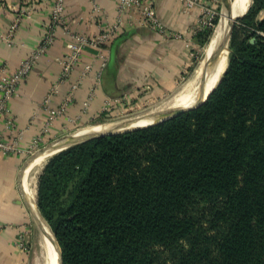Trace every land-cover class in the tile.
Instances as JSON below:
<instances>
[{
	"label": "trees",
	"instance_id": "obj_1",
	"mask_svg": "<svg viewBox=\"0 0 264 264\" xmlns=\"http://www.w3.org/2000/svg\"><path fill=\"white\" fill-rule=\"evenodd\" d=\"M251 2L200 106L45 162L35 205L61 264H264V0Z\"/></svg>",
	"mask_w": 264,
	"mask_h": 264
},
{
	"label": "crops",
	"instance_id": "obj_2",
	"mask_svg": "<svg viewBox=\"0 0 264 264\" xmlns=\"http://www.w3.org/2000/svg\"><path fill=\"white\" fill-rule=\"evenodd\" d=\"M116 2L64 0L65 24L72 32L93 37L99 33L101 25L114 22ZM51 3L52 0H0V65H5L8 71L14 70L40 41ZM92 6L98 11L93 12ZM151 6L169 37L135 25L136 15L132 14L123 18L117 35L103 47L106 62L101 70H98V60L92 62L94 52L83 50L79 62L67 80L58 86L47 107L56 109L67 96L69 86L77 81L80 84L72 93L64 113L42 136L39 149L91 126L88 124L100 117L101 106L107 99L159 97L175 92L185 78L196 48L197 34L202 31H196L199 8L185 11L179 0H153ZM25 10L28 12L21 14ZM15 22L12 45L7 46L1 38ZM172 34L179 37L173 38ZM67 41V36L57 29L52 45L19 82L16 97L8 102L12 119L10 130H5L4 122L0 120L3 141L20 134L18 145L24 150L39 133L47 117L41 104L51 86L58 81L60 67L55 59L63 54ZM88 64L91 71L81 77L83 67ZM98 72L96 82L94 77ZM92 89L93 98L84 108L83 103ZM29 160L30 156L16 152L0 156V264H48V253L40 252L41 241L37 234L41 236L35 221L34 178L31 180L32 193L26 186V178L35 175L32 167L37 165ZM19 235L24 241L23 248L16 246Z\"/></svg>",
	"mask_w": 264,
	"mask_h": 264
},
{
	"label": "built area",
	"instance_id": "obj_3",
	"mask_svg": "<svg viewBox=\"0 0 264 264\" xmlns=\"http://www.w3.org/2000/svg\"><path fill=\"white\" fill-rule=\"evenodd\" d=\"M152 1L153 0H117L114 22L112 24L105 23L101 25L99 33L89 38L81 33L72 32L67 28L63 15L64 0H52L48 20L43 26V33L36 47L19 62L14 70L8 71L5 65H0V120L4 122V129L10 130L12 119L10 117L8 108L9 100L16 97V90L19 82L29 73L35 62L42 55H44L48 48L52 45L55 31L57 29L62 30V32L67 36L68 41L64 46L63 54L55 59L56 63L60 67L58 81L56 84L51 86L41 104L42 108H44L47 112V117L45 119L44 125L40 129L37 136H35V138L31 141L27 149L23 150L18 145L21 139L20 134L8 139V141H3L0 138V156L6 157L15 152L31 156L33 153L39 150L42 136L48 132L51 124L64 113L65 108L72 97V93L77 89L80 81H77L69 86V92L67 96L56 109H49L47 107L50 98L56 94L58 86L67 80L70 73L79 62L83 50L87 49L94 52V60L92 62L95 60L99 61L98 70H101L105 66L106 59L102 55L103 47H105V45L117 35L119 28L123 23V18L135 14L136 19L133 22L135 25L147 28L162 37H169L168 32H166L164 26L154 14L151 6ZM179 1L183 4L185 11H189L195 7L199 8L200 14L196 19V31L203 30V28L210 25L214 16L213 9L218 0ZM92 11L97 12L98 8L96 6H92ZM27 12L28 11L25 10V12L21 14ZM16 20L18 21L19 19L17 18ZM197 26L199 29H197ZM15 28L16 22L12 24L7 34L1 38L7 46L12 45V35ZM171 37L178 38L179 36L172 34ZM90 71V64L84 66L81 72V77L85 76ZM98 75L99 72L94 77L96 82ZM93 95L92 89L87 94L86 100L83 103L84 108H87L89 102L93 98ZM122 100L123 98L105 100L101 106V115H105L109 108L121 103ZM16 246L19 248L24 247V241L21 235H19L17 238Z\"/></svg>",
	"mask_w": 264,
	"mask_h": 264
},
{
	"label": "rangeland",
	"instance_id": "obj_4",
	"mask_svg": "<svg viewBox=\"0 0 264 264\" xmlns=\"http://www.w3.org/2000/svg\"><path fill=\"white\" fill-rule=\"evenodd\" d=\"M239 1L240 0H231L229 9L236 8ZM251 3L252 2H250V4L248 3L249 7H251ZM248 4L244 6L241 10H239L238 13H240L245 7L247 8ZM246 8L239 15L237 13L235 18L241 16L246 10ZM220 9H221V0H218L217 4L215 5L213 9V13H214L213 15L217 16L218 18L217 23L216 25H212V21H211L209 26L203 28L202 33H201L202 35L204 34L203 37H201V39L199 38L196 39V42H195L196 48L192 53L189 69H187V73L185 75L184 80H182V82L177 86L175 92L171 94L159 96V97L154 96V95L153 96L146 95V96H138L133 99H129V98L123 99L121 103H118L114 105L113 107L109 108V110L107 111L105 115H100V117L97 120H95V122H90L88 125H91V126H88L86 129L92 128V127L96 128V127H99L102 125H108V124L132 123L133 120L158 116L157 114H161V113L164 114L165 112L169 110L176 109L178 107L184 106L185 104L189 103V101L194 97V95L198 94L202 86H204L205 84V76H204V79L200 78V74H201L200 70H201L204 56L205 57L208 56L207 50L209 46L207 45H209L211 41L213 40L214 35L217 30V26L221 19V15L223 13L222 11H220ZM258 16H260V14ZM239 19H236L232 23V27L229 31L228 44H227L228 53H229L232 32L233 30H236L237 28H239L241 25L238 22ZM128 127H132V126H128ZM86 129H83V130H86ZM83 130L79 132H82ZM76 134L72 136H75ZM48 159H45L41 161L40 163H38L41 166H38L37 164L36 166L32 167V168H35V171H36L33 173L35 175H33L32 177L35 180V189H36V178L38 174L40 173L43 165ZM37 234H38L39 241H41L40 242L41 244L40 252L43 253V250H45L46 253H48L49 251L50 257L53 258L52 245L50 241L48 240L47 236L44 234L43 231H41V236H40V233H37Z\"/></svg>",
	"mask_w": 264,
	"mask_h": 264
},
{
	"label": "bare ground",
	"instance_id": "obj_5",
	"mask_svg": "<svg viewBox=\"0 0 264 264\" xmlns=\"http://www.w3.org/2000/svg\"><path fill=\"white\" fill-rule=\"evenodd\" d=\"M249 3V0H240L237 7L234 9H229L228 12L222 13L221 19L219 21V24L217 26L216 33L214 35L213 40L209 44L208 50H207V55L209 57V65L207 67L206 73H205V84L202 86L200 92L198 94H195L194 97L189 101V103L185 104L184 106L178 107V108H185L189 107L195 102H197L204 94L208 93L219 81L221 78L226 65H227V54H228V34L230 30V25L235 19L236 14L241 10L244 6H246ZM249 5V4H248ZM203 65V63H202ZM202 68L200 72L202 73ZM200 78L201 74H200ZM200 87V86H199ZM176 108V109H178ZM175 110V109H172ZM171 111V110H169ZM159 116V115H158ZM158 116L154 117H148L144 119H136L133 120L132 123H116V124H108V125H102L96 128H88L86 130H83L82 132L77 133L74 138H81L83 136H88V135H94V134H100V133H106V132H111V131H117L121 130L123 128H133V127H138V126H143L146 124H149L150 122L154 121L155 119L158 118ZM136 125V126H135ZM57 152L56 148H50L47 151H45L41 156H39L34 162V164H38L41 161L48 159L52 155L56 154ZM36 166V165H35ZM38 166H41L38 164ZM32 167V166H31ZM27 172V171H26ZM25 174V173H24ZM32 177L26 178V186L27 190L29 192H33L32 189ZM42 231L44 234L47 236L48 240L50 241L52 245V250H53V258L50 257V253L48 251V264H55L56 262V252L54 250V245H53V239L48 230L43 227Z\"/></svg>",
	"mask_w": 264,
	"mask_h": 264
},
{
	"label": "water",
	"instance_id": "obj_6",
	"mask_svg": "<svg viewBox=\"0 0 264 264\" xmlns=\"http://www.w3.org/2000/svg\"><path fill=\"white\" fill-rule=\"evenodd\" d=\"M250 2H251V0H249V4H250ZM230 3H231V0H221V9H220V11H222L223 13L226 14L228 12V10H229ZM248 7H249V5L247 6L246 10L244 11V13L241 16L236 17L235 19H233L232 23L236 19H239L240 17H242L245 14V12L247 11ZM232 23L230 25V29L232 27ZM250 42H252V40ZM207 46H209V45H207ZM111 57H112V54H111ZM208 65H209V57L208 56H206V57L204 56L203 65H202L203 68H202V73H201L202 79H204V76H205V73H206ZM219 81H220V79H219ZM215 86L208 93L204 94L197 102H195L191 106L185 107V108H178V109L171 110V111H167L164 114H162V113L161 114H157V115H159L157 119H155L154 121L150 122L149 124H146V125H143V126H138V127H133V128H123V129L117 130V131H111V132H106V133L88 135V136H83L81 138H74L72 136L73 134L71 133V134H69L67 136H64L62 138H59V139L51 142V144H49L45 148L37 150L35 153H33L30 156V160L28 162L33 163L39 156H41L45 151H47L50 148H56L57 152H55V153H58L60 151H63L65 149L71 147V146H75V145H78V144L83 143L85 141H88V140H91V139H95V138H98V137L116 135V134H123V133H128V132L139 130V129L148 128V127H151V126H154V125H158V124H160L162 122H165V121H167L169 119H172V118L182 114L183 112L189 111L191 109H194V108L200 106L206 100V98L209 96V94L213 91ZM35 221H36V224H37L40 232L42 231V228L45 227L48 230V232L50 233V235L52 236L54 250L56 252V262H55V264H61L60 253H59V249L57 247L54 235L51 232V230L48 227V225L46 224V222L40 216L38 211H36Z\"/></svg>",
	"mask_w": 264,
	"mask_h": 264
}]
</instances>
